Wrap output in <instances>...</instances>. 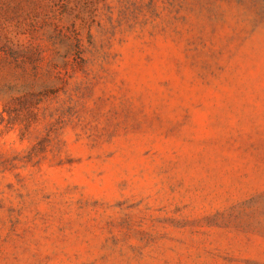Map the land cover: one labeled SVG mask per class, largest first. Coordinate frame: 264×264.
Segmentation results:
<instances>
[{"label":"rangeland","instance_id":"1","mask_svg":"<svg viewBox=\"0 0 264 264\" xmlns=\"http://www.w3.org/2000/svg\"><path fill=\"white\" fill-rule=\"evenodd\" d=\"M0 264H264V0H0Z\"/></svg>","mask_w":264,"mask_h":264}]
</instances>
